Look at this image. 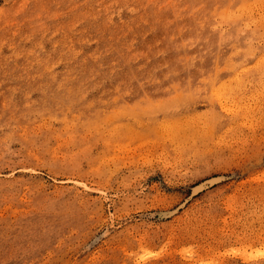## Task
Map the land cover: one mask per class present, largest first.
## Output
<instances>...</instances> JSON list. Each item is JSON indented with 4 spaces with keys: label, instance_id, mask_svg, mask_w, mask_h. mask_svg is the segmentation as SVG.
Returning <instances> with one entry per match:
<instances>
[{
    "label": "rangeland",
    "instance_id": "rangeland-1",
    "mask_svg": "<svg viewBox=\"0 0 264 264\" xmlns=\"http://www.w3.org/2000/svg\"><path fill=\"white\" fill-rule=\"evenodd\" d=\"M0 264H264V0H0Z\"/></svg>",
    "mask_w": 264,
    "mask_h": 264
}]
</instances>
